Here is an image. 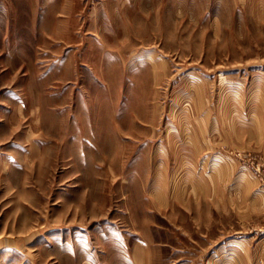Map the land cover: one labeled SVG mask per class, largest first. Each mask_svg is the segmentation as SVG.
Listing matches in <instances>:
<instances>
[{
    "label": "rangeland",
    "instance_id": "374dc122",
    "mask_svg": "<svg viewBox=\"0 0 264 264\" xmlns=\"http://www.w3.org/2000/svg\"><path fill=\"white\" fill-rule=\"evenodd\" d=\"M140 243L264 264V0H0V264Z\"/></svg>",
    "mask_w": 264,
    "mask_h": 264
},
{
    "label": "crops",
    "instance_id": "0c3cea01",
    "mask_svg": "<svg viewBox=\"0 0 264 264\" xmlns=\"http://www.w3.org/2000/svg\"><path fill=\"white\" fill-rule=\"evenodd\" d=\"M153 190L156 191L158 190V188L153 189ZM163 190L165 191V187L160 189V191H163ZM154 256L155 255H154L152 246L148 244H141V243L133 247L132 254H131L133 264H156Z\"/></svg>",
    "mask_w": 264,
    "mask_h": 264
}]
</instances>
